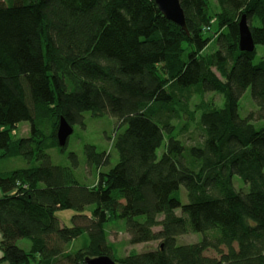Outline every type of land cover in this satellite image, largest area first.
I'll return each mask as SVG.
<instances>
[{
    "label": "trees",
    "instance_id": "trees-1",
    "mask_svg": "<svg viewBox=\"0 0 264 264\" xmlns=\"http://www.w3.org/2000/svg\"><path fill=\"white\" fill-rule=\"evenodd\" d=\"M215 1L212 14L209 0H180L186 32L153 0H0V160L30 163L0 172V264L104 255L125 264H264V127H255L264 120V59L239 49L238 31L245 14L255 48L264 45V0ZM213 19L217 49L204 53ZM247 88L256 108L242 118ZM208 92L223 105L204 99ZM85 112L116 120L113 167L105 169L109 154L84 146L92 185L75 153L61 166L47 152L67 147L57 141L60 118L83 127ZM20 122L29 135L13 138ZM193 123L200 139L185 144ZM57 210L74 211L73 225H61ZM120 220L131 244L158 246L114 258L107 229ZM84 233L87 242L69 251ZM196 233L197 242L176 243Z\"/></svg>",
    "mask_w": 264,
    "mask_h": 264
},
{
    "label": "rangeland",
    "instance_id": "rangeland-1",
    "mask_svg": "<svg viewBox=\"0 0 264 264\" xmlns=\"http://www.w3.org/2000/svg\"><path fill=\"white\" fill-rule=\"evenodd\" d=\"M209 6L212 14H216L217 12V3L215 0H209ZM215 16V15H214ZM216 20L213 19V22L209 27L205 28V32L207 35L213 37L210 43L207 45L204 53H211L217 49V45L215 43V39L218 33ZM256 61L261 58L264 59V45H256ZM204 99L212 100L216 105L222 106L224 103L223 96L217 92H208L205 94ZM200 97L193 96L191 99V106L198 103ZM256 106L254 104L251 88H247L243 96L239 100L238 104V114L240 117H246L251 111L255 110ZM84 115V126L75 125L73 127V132L69 136L67 140V147L63 152H61L57 148L49 149L47 152L50 156V161L54 165H69L71 164L70 153L73 152L76 154L77 159L79 161V166L77 172L80 173L82 177L87 181L88 184H96L97 181V171L96 168H87L86 165V157L84 154V146L87 144L95 146L97 152H105L110 155V164L105 169L107 170L110 167H113L117 160V154L112 148V142L115 136V128H116V120L115 118L110 117L109 115H104L101 117H95L90 112L83 113ZM197 116L199 113L196 114ZM181 125V124H180ZM255 127L261 128L264 127V120L258 121L255 124ZM29 135V123L28 122H20L15 130H12L11 136L13 138H21L27 137ZM201 135L200 130L197 127L196 123L190 125L189 131L181 135V139L185 141V144H193L197 140H199ZM164 150V145L161 146L157 150V154L160 155ZM36 165V162H32L31 165ZM30 166L25 159L16 157L10 159H2L0 160V172H7L20 167ZM233 182L238 189L247 190V185L239 179V177L234 176ZM180 195L182 202L185 203L186 192L183 187H180ZM93 206H88L86 208L85 214L90 215ZM180 213V209L177 210ZM75 214L72 210H57L55 212V216L63 223L65 226H72L73 220L72 216ZM161 219V218H159ZM61 224V225H63ZM123 221H118V226L112 225L108 227V242L111 243L113 247V256L114 258H124L131 253H141L151 249H154L158 246L159 241H153L148 243H140V244H131L129 241V235L122 230ZM154 231L160 230L159 226L153 228ZM200 238H202L201 233L196 234H187L181 235L176 238L177 244H191L197 242ZM88 237L87 234L84 233L78 239L72 241L68 250L74 251L82 246V243L87 242ZM21 248L26 251L30 249V243L26 239H20L16 243ZM207 255L213 256L216 253L209 249L205 252Z\"/></svg>",
    "mask_w": 264,
    "mask_h": 264
},
{
    "label": "water",
    "instance_id": "water-1",
    "mask_svg": "<svg viewBox=\"0 0 264 264\" xmlns=\"http://www.w3.org/2000/svg\"><path fill=\"white\" fill-rule=\"evenodd\" d=\"M157 5L159 11L163 16L179 25L184 31L187 32L184 11L180 5V0H153ZM239 31V49L241 51L252 52L255 49V43L247 23L245 14H242L238 21ZM73 132V127L61 117L57 127V141L60 147H64L67 143L69 136ZM86 264H125L116 262L109 256H97L87 258Z\"/></svg>",
    "mask_w": 264,
    "mask_h": 264
},
{
    "label": "crops",
    "instance_id": "crops-1",
    "mask_svg": "<svg viewBox=\"0 0 264 264\" xmlns=\"http://www.w3.org/2000/svg\"><path fill=\"white\" fill-rule=\"evenodd\" d=\"M61 224H63V223H61Z\"/></svg>",
    "mask_w": 264,
    "mask_h": 264
}]
</instances>
